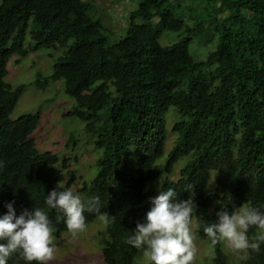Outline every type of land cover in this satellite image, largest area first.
<instances>
[{
    "label": "trees",
    "instance_id": "1",
    "mask_svg": "<svg viewBox=\"0 0 264 264\" xmlns=\"http://www.w3.org/2000/svg\"><path fill=\"white\" fill-rule=\"evenodd\" d=\"M176 1L141 0L126 35L110 43L101 19L89 14L90 0H2L0 216L8 202L17 215L39 208L56 239L68 230L47 195L70 190L86 204L98 196L99 211L84 216L86 225L105 219L98 232L103 261L137 264L138 249L126 240L169 188L177 201L192 202L193 235L210 244L203 229L217 222L218 211L246 206L264 214V0H197L205 12L193 26L175 11ZM208 28L214 33L204 41L214 49L199 59L191 41ZM166 32L185 37L163 45ZM64 48L52 73L33 83L46 89L63 81L74 99L63 116L83 121L99 152L86 175L80 158L38 148L40 112L11 117L27 85L7 81L9 64ZM261 231L250 227L249 240ZM213 249L207 264H233L222 242ZM7 264L28 262L17 253ZM237 264H264V243Z\"/></svg>",
    "mask_w": 264,
    "mask_h": 264
},
{
    "label": "rangeland",
    "instance_id": "2",
    "mask_svg": "<svg viewBox=\"0 0 264 264\" xmlns=\"http://www.w3.org/2000/svg\"><path fill=\"white\" fill-rule=\"evenodd\" d=\"M90 1L94 3V7L90 9L89 14L96 19H101L106 27L109 42L113 43L126 35L132 13L137 10L141 0ZM196 1L177 0L175 3V5H178L175 11L186 20L187 26L195 25L196 15H201L202 12L203 14L205 12L203 11V6L198 5ZM1 2L2 0H0V4ZM137 21H140V19ZM31 29L30 27L29 32ZM213 30V28H208L191 41V50L199 59L205 58L210 49H214V41H204L205 36H210L214 33ZM183 37H185V32H166L163 34L161 42L163 45H167ZM65 49L67 48L60 50L41 49L32 52L19 63L12 61L9 64L10 73L7 76V81L14 86L19 84L27 85L11 117L17 119L25 114L40 112V124L34 133L38 148L41 151L51 150L57 152L62 157H71L73 162H75L76 158H80V169L82 167V174L86 175L88 169L84 170V166L87 165L91 168L99 152L93 148L91 136L85 131V123L78 118L63 116L64 112L73 106L74 99L65 93L63 81L52 83L46 89L37 88L33 83L37 78V74L50 75L52 73L55 61L61 57ZM67 137L72 138V144L68 148ZM75 166L79 168L78 165L75 164ZM92 173L94 172L92 171ZM82 184V180L79 179L75 183L74 188L79 189ZM105 226V219L100 217L86 225V230L76 236L66 232L60 238L54 239L55 259L50 264H105L100 255L98 234ZM192 230H195V221L192 223ZM194 238V243L197 247L194 264L211 262L214 256L213 245L208 241L201 240L197 235ZM222 245L231 258L230 261L232 260L233 264L239 263L244 253L233 252L224 242H222ZM136 262L137 264H148L149 260L143 254V250H138Z\"/></svg>",
    "mask_w": 264,
    "mask_h": 264
},
{
    "label": "clouds",
    "instance_id": "3",
    "mask_svg": "<svg viewBox=\"0 0 264 264\" xmlns=\"http://www.w3.org/2000/svg\"><path fill=\"white\" fill-rule=\"evenodd\" d=\"M2 166V162H0ZM177 193L169 188L152 199L146 223L137 221L134 234L126 243L143 254L152 264H194L197 247L192 233V202L175 199ZM45 203L63 214L67 230L76 236L86 230L84 212L99 211V197L82 202L72 191L53 189ZM14 202H8L7 212L0 216V264H7L13 254H19L28 264H50L55 259L53 227L49 217L39 208L16 214ZM216 223L204 227L212 245L224 242L233 252H259L264 243V231L249 240L248 230L256 226L264 230V214L252 207H242L229 213L218 211ZM60 216L57 217L59 221Z\"/></svg>",
    "mask_w": 264,
    "mask_h": 264
}]
</instances>
